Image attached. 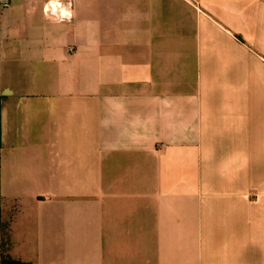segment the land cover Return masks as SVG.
Here are the masks:
<instances>
[{
	"label": "crops",
	"instance_id": "crops-1",
	"mask_svg": "<svg viewBox=\"0 0 264 264\" xmlns=\"http://www.w3.org/2000/svg\"><path fill=\"white\" fill-rule=\"evenodd\" d=\"M46 1L0 7V249L264 264V0H61L67 20ZM226 132L247 188L231 227L194 224L186 206L198 182L209 195L210 139Z\"/></svg>",
	"mask_w": 264,
	"mask_h": 264
},
{
	"label": "rangeland",
	"instance_id": "rangeland-1",
	"mask_svg": "<svg viewBox=\"0 0 264 264\" xmlns=\"http://www.w3.org/2000/svg\"><path fill=\"white\" fill-rule=\"evenodd\" d=\"M230 132H226V136L223 138L210 139V170L209 173V186L208 193L201 196V185L197 184L195 187L194 200L186 206V213H193L194 224H200L201 217L204 218L203 223L206 225V215L208 213V225L210 227L221 226L229 228L233 225V204L234 196L238 188L244 191L247 187L245 185V179L247 178V172L242 175L241 183H235L233 179L232 170V157H233V139L228 136ZM212 152V154H211ZM206 173V172H205ZM191 179L194 181L199 180V169L192 168ZM205 180V175L203 177ZM247 180V179H246ZM7 213H14V210L9 209ZM5 225H1L4 227ZM1 252L6 251L0 249Z\"/></svg>",
	"mask_w": 264,
	"mask_h": 264
},
{
	"label": "built area",
	"instance_id": "built-area-1",
	"mask_svg": "<svg viewBox=\"0 0 264 264\" xmlns=\"http://www.w3.org/2000/svg\"><path fill=\"white\" fill-rule=\"evenodd\" d=\"M57 1V0H56ZM51 3V0L46 1L44 4V12L48 14L49 16L54 17L57 20H67L70 18V14L67 12H63L62 9V2L61 0H58L59 2ZM9 0H0V7H4L8 4ZM59 7V8H58Z\"/></svg>",
	"mask_w": 264,
	"mask_h": 264
},
{
	"label": "trees",
	"instance_id": "trees-1",
	"mask_svg": "<svg viewBox=\"0 0 264 264\" xmlns=\"http://www.w3.org/2000/svg\"><path fill=\"white\" fill-rule=\"evenodd\" d=\"M0 264H28L26 262H23L19 259H14L10 257L9 255L1 252L0 254Z\"/></svg>",
	"mask_w": 264,
	"mask_h": 264
},
{
	"label": "bare ground",
	"instance_id": "bare-ground-1",
	"mask_svg": "<svg viewBox=\"0 0 264 264\" xmlns=\"http://www.w3.org/2000/svg\"><path fill=\"white\" fill-rule=\"evenodd\" d=\"M53 3H55V2H53Z\"/></svg>",
	"mask_w": 264,
	"mask_h": 264
}]
</instances>
